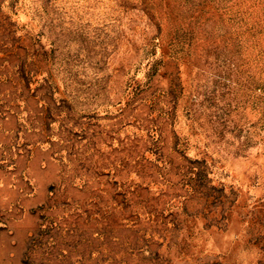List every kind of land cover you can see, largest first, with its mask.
<instances>
[{
    "label": "rangeland",
    "instance_id": "374dc122",
    "mask_svg": "<svg viewBox=\"0 0 264 264\" xmlns=\"http://www.w3.org/2000/svg\"><path fill=\"white\" fill-rule=\"evenodd\" d=\"M0 264H264V0H0Z\"/></svg>",
    "mask_w": 264,
    "mask_h": 264
}]
</instances>
